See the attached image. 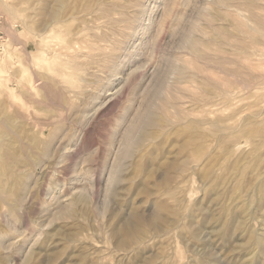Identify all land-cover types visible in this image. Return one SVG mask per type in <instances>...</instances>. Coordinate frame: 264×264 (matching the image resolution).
<instances>
[{
  "label": "rangeland",
  "instance_id": "obj_1",
  "mask_svg": "<svg viewBox=\"0 0 264 264\" xmlns=\"http://www.w3.org/2000/svg\"><path fill=\"white\" fill-rule=\"evenodd\" d=\"M107 1L0 0V264H264V0Z\"/></svg>",
  "mask_w": 264,
  "mask_h": 264
},
{
  "label": "bare ground",
  "instance_id": "obj_2",
  "mask_svg": "<svg viewBox=\"0 0 264 264\" xmlns=\"http://www.w3.org/2000/svg\"><path fill=\"white\" fill-rule=\"evenodd\" d=\"M3 1H4V0H3ZM79 1H80V0H79ZM86 1H87V0H86ZM98 1H100V0H98ZM109 1H110V0H108L107 2H109ZM114 1H116V0H114ZM117 1H118V0H117ZM133 1H134V0H133ZM174 1H175V2H173V3H172V1H171V5L174 4V3L176 4V3L179 2L180 0L177 1V2H176V0H174ZM183 1H184V0H183ZM77 2H78V1H77ZM103 2H104V1H103ZM105 2H106V1H105ZM105 2H104V3H105ZM112 2H113V1H112ZM123 2H125V1H123ZM123 2H122V3H123ZM129 2L132 3V0L129 1ZM129 2H128V3H129ZM141 2H142V1H141ZM192 2H193V1H192ZM4 3H5V2H4ZM60 3H61V1H60ZM85 3H86V2H85ZM97 3H98V2H97ZM118 3H120V6H121L122 3L119 2V1H118ZM125 3H126V2H125ZM134 3H135V2H134ZM137 3H138V2H137ZM137 3H136V4H137ZM142 3H143V2H142ZM179 3H180V2H179ZM198 3H199V2H198ZM5 4H6V3H5ZM83 4H84V3H83ZM93 4H94V3H93ZM112 4H115V3H112ZM112 4H111V5H112ZM116 4H117V3H116ZM136 4H135V5H136ZM138 4H139V3H138ZM143 4H144V3H143ZM175 4H174V5H175ZM188 4H189V3H188ZM188 4H187V5H188ZM190 4H191V3H190ZM109 5H110V3H109ZM109 5H107V7H108ZM118 5H119V4H118ZM123 5H125V4H123ZM131 5H133V4H131ZM131 5H129V6H131ZM166 5H167V3H166ZM171 5H170L169 9L171 8ZM194 5H195V4H194ZM60 6L62 7V5L59 4V7L56 8V9L51 13L53 17H55V18H56V17H57V18L59 17V15H60V13H61ZM90 6H91V5H90ZM102 6H103V4H102ZM105 6H106V5H105ZM105 6H104V7H105ZM145 6H146V5H145ZM168 6H169V5H167V7H168ZM182 6H183V5H182ZM182 6H179V7H182ZM189 6H191V5H189ZM234 6H235V5H234ZM100 7H101V6H100ZM104 7H103V8H104ZM121 7H122V6H121ZM124 7L128 8L126 5L123 6V8H124ZM156 7H157V5H156ZM158 7H159V6H158ZM196 7H197V6H196ZM236 7H238V6H236ZM247 7H248V6H247ZM68 8H69V7H68ZM103 8H102V10H103ZM131 8H132V7H131ZM141 8H143V5H142V7L140 6V8H138L139 11L141 10ZM147 8H148V7H147ZM173 8H174V7H173ZM240 8H241V7H240ZM7 9H8V7H7ZM80 9H81V8H80ZM80 9H79V10H80ZM94 9H95V8H94ZM104 9H105V8H104ZM112 9H114V7H113ZM120 9H121V8H119V9H117V10H120ZM129 9H130V7H129ZM134 9H136V10L133 11ZM148 9H149V8H148ZM152 9H153V8H151V10H152ZM164 9H165V8H164ZM169 9H168V12H167V13H169ZM99 10H101V9L99 8ZM108 10H109V9H108ZM108 10H107V12H108ZM127 10H128V9H126V11H127ZM133 10H128V11H131V12L133 11V12L136 13V15H137V7H136V6H135V7L133 6ZM143 10H144V9H143ZM143 10H141V11L143 12ZM145 10H146V9H145ZM153 10H154V9H153ZM185 10H186V7H185ZM111 11H112V10H111ZM113 11H114V10H113ZM115 11H116V10H115ZM126 11H125V12H126ZM139 11H138V13L141 12V11H140V12H139ZM164 11H165V10H164ZM171 11H173V10H171ZM218 11H219V10H218ZM109 12H110V11H109ZM118 12H119V11H118ZM131 12H130V13H131ZM142 12H141V13H142ZM151 12H152V11H151ZM156 12H157V10H156ZM175 12H176V11H175ZM103 13H104V12H103ZM110 13H112V12H110ZM110 13H109L108 15H110ZM119 13H120V12H119ZM121 13H122V11H121ZM144 13H146V11H145ZM163 13H166V12H163ZM170 13H171V12H170ZM170 13H169V14H170ZM172 13H174V11H173ZM183 13H184V12H183ZM222 13H223V12H222ZM238 13H239V12H238ZM247 13H248V12H247ZM13 14H14V13H13ZM104 14H105V13H104ZM125 14H126V13H125ZM152 14H153V13H152ZM174 14H175V13H174ZM179 14H180V13H179ZM181 14H182V13H181ZM184 14H185V13H184ZM241 14H242V13H241ZM241 14H240V15H241ZM258 14H259V13H258ZM14 15H15V14H14ZM105 15H107V14H105ZM120 15H122V14H120ZM136 15H135L134 17H136ZM143 15H144V14H143ZM155 15H157V13H156ZM187 15H188V14H187ZM246 15H248V14H246ZM260 15H261V14H260ZM101 16H103V15H101ZM122 16H123V15H122ZM139 16H140V15L138 14V18H137L138 20H137V21H139V20L141 21V20H142V19H139V18L141 17V16H140V17H139ZM151 16H152V15H151ZM151 16H150V18H151ZM165 16H167V15H165ZM172 16H173V14L171 15V17H172ZM175 16H176V15H175ZM261 16H262V15H261ZM112 17H113V16H112ZM116 17H117V16H116ZM125 17H126V18H131L132 20H131V19H124V20H123V23H124V22L126 23L125 20H131V21L133 22V18H132L131 16L129 17L128 15H126ZM144 17H146V16H144ZM183 17H184V16H183ZM215 17H216V16H215ZM219 17H220V16H219ZM241 17H242V15H241ZM92 18H93V17H92ZM108 18H110V17H108ZM108 18H107L106 20H108ZM146 18H148V17H146ZM152 18H153V17H152ZM160 18H161V17H160ZM162 18H163V17H162ZM177 18H179V17H177ZM180 18H182V17L180 16ZM216 18H217V17H216ZM225 18H227V17H225ZM246 18H248V17H246ZM263 18H264V17H263ZM113 19H114V18H113ZM113 19H112V20H113ZM134 19H135V18H134ZM218 19H219V18H218ZM218 19H217V20H218ZM248 19H249V18H248ZM56 20H57V19H56ZM90 20H91V19H90ZM101 20H102V19H101ZM103 20H104V19H103ZM147 20H148V19H147ZM161 20H163V19H161ZM187 20H188V19H187ZM245 20H246V19H245ZM110 21H111V20H110ZM110 21H109V22H110ZM131 21H130V23H131ZM151 21H152V19H151ZM171 21H172V19H171ZM178 21H179V20H178ZM252 21H253V20H252ZM262 21H263V20H262ZM262 21H261V22H262ZM117 22H121V21H118V17H117L116 23H117ZM169 22H170V21H169ZM250 22H251V21H249V23H250ZM96 23H97V22H96ZM102 23H103V22H102ZM102 23H101V25H102ZM111 23H112V22H111ZM111 23H109V24H111ZM123 23H122V24H123ZM125 23H124V26H125ZM130 23H128V21H127L126 24L129 25ZM137 23H138V22H137ZM145 23H146V22H145ZM162 23H164V20H163V22H161V24H162ZM215 23H216V21H215ZM57 24H58V23H57ZM98 24H99V23H98ZM113 24H115V23H113ZM118 24H121V23H118ZM133 24H134V22H133ZM133 24L131 23V25H132L133 27H132V26H129V27H131L132 29H134V27H137L136 20H135V26H134ZM158 24H159V22H158ZM165 24H167V23H165ZM173 24H174V23H173ZM180 24H181V23H180ZM189 24H190V23H189ZM189 24H188V25H189ZM262 24H263V23H262ZM104 25H105V24H104ZM139 25H140V24H139ZM205 25H206V23H205ZM207 25H208V24H207ZM219 25H220V24H219ZM251 25H252V24H251ZM253 25H254V24H253ZM258 25H259V23H258ZM56 26H57V25H56ZM92 26H93V25H92ZM107 26H108V25H107ZM150 26H153V23H152V25L150 24ZM208 26H209V25H208ZM221 26H222V25H221ZM260 26H261V25H260ZM102 27H103V26H102ZM111 27H112V26H111ZM125 27H126V26H125ZM129 27H126L125 30L127 31V28H129ZM163 27H164V26H163ZM171 27H172V26H171ZM175 27H176V26H175ZM181 27H182V26H181ZM211 27H212V26H211ZM211 27H210V28H211ZM215 27H216V26H215ZM217 27H218V26H217ZM261 27H263V26H261ZM81 28H82V27H81ZM99 28H101V27H99ZM118 28H120V27H118ZM140 28H141V27H140ZM140 28H138V29H140ZM142 28H143V27H142ZM186 28H187V27H186ZM249 28H250V27H249ZM252 28H254V26H252ZM82 29H83V28H82ZM90 29H91V28H90ZM109 29H110V28H109ZM122 29H124V28H122ZM129 29H130V28H129ZM171 29H172V28H171ZM202 29H203V28H202ZM218 29H219V28H218ZM255 29H257V28H255ZM262 29L264 30V28H261V30H262ZM79 30H80V29H79ZM135 30H136V29H134V31H135ZM143 30H145V29H143ZM166 30H168V28H166ZM166 30H165V31H166ZM174 30H175V28H174ZM219 30H220V29H219ZM250 30H251V29H250ZM258 30H260V29H258ZM261 30H260V31H261ZM89 31H90V30H89ZM113 31H114V30H113ZM132 31H133V30H132ZM134 31H133V33H137V32H134ZM136 31H137V30H136ZM171 31H173V30H170V32H171ZM177 31H178V30H177ZM194 31H195V30H194ZM206 31H207V30H206ZM123 32H124V31H123ZM163 32H164V31H163ZM166 32H167V31H166ZM195 32H196V31H195ZM220 32H221V31H220ZM253 32H254V31H253ZM255 32H256V31H255ZM79 33H80V32H79ZM90 33H91V32H90ZM119 33H120V32H119ZM133 33H131V34H133ZM155 33H156V32H155ZM164 33H165V32H164ZM171 33H172V32H171ZM192 33H193V32H192ZM192 33H191V34H192ZM115 34H116V33H115ZM124 34H125V32H124ZM172 34H173V33H172ZM176 34H177V33H176ZM262 34H264L263 31H262ZM121 35H122V34H121ZM125 35H126V34H125ZM136 35H137V34H136ZM159 35L161 36V34H159ZM222 35H223V34H222ZM258 35H259V34H258ZM110 36H111V35H110ZM115 36H116V35H115ZM123 36H124V35H123ZM172 36H173V35H172ZM190 36H191V35H190ZM214 36H215V35H214ZM118 37H119V36H118ZM210 37H213V36H210ZM123 38H124V37H123ZM189 38H192V37H189ZM221 38H223V36H222ZM125 40H126V39H125ZM114 41H115V39H114ZM212 41H213V40H212ZM254 41H255V40H254ZM208 42H209V41H208ZM215 43H216V42H215ZM229 43H230V42H229ZM120 44H121V43H120ZM194 44H195V43H193L192 48L194 47ZM200 45H201V44H200ZM187 46H188V45H187ZM196 47H197V45H196ZM201 48H202V47H201ZM201 48H200V49H201ZM223 48H224V47H223ZM225 48H226V47H225ZM115 49H116V48H115ZM127 49H128V48H127ZM218 49H219V48H218ZM191 50H192V49H191ZM198 50H199V49H198ZM229 50H231V49L229 48ZM118 51H119V50H118ZM135 51H136V50H134V52H135ZM203 51H204V49H203ZM203 51L201 50L200 52H203ZM187 52H188V51H187ZM127 53H128V52H127ZM131 53L133 54V52H131ZM127 55H128V54H127ZM193 56H194V55H193ZM197 56H198V55H197ZM126 57H127V56H126ZM128 57H129V55H128ZM128 57H127V58H128ZM131 57H133V56L131 55ZM127 58H126V60H127ZM124 59H125V57H124ZM129 59H130V58H129ZM121 61H122V60H121ZM123 61H124V60H123ZM128 61H129V60H128ZM205 61H206V60H205ZM225 61H227V60H225ZM124 62H125V61H124ZM124 62H123V63H124ZM213 62H214V61H213ZM121 63H122V62H121ZM123 63H122V65H123ZM126 63H128V62H126ZM122 65H121V66H122ZM125 65H126V64H125ZM121 66H120V67H121ZM155 66H156V65H155ZM117 67H118V69H119V66H117ZM117 67H116V68H117ZM120 70H121V69H120ZM115 71H117V69H115ZM118 72H119V71H117V73H118ZM117 73L114 72V74H117ZM154 73H155V72H154ZM114 74H113V75H114ZM158 75H159V73H158ZM185 75H186V74H185ZM117 78H118V77H117ZM151 78H152V77H151ZM108 79H109V78H108ZM153 79H154V81H155V78H153ZM118 80H119V79H118ZM154 84H155V83H154ZM156 85H157V84H156ZM104 89H105V88H104ZM9 91H10V88H9ZM10 93H11V95L13 96L14 92H13V89H12V88H11ZM208 94H209V93H208ZM212 94H213V93H212ZM203 95H205V94L203 93ZM210 95H211V94H210ZM221 96H222V95H221ZM16 98H17V97H16ZM207 102H208V101H207ZM209 103H210V102H209ZM204 104H205V103H204ZM152 118H153V117H152ZM152 118L148 117V119L146 120V123H147V124H155L156 121H155V120H152ZM85 119H87V117H86ZM154 122H155V123H154ZM156 124H157V123H156ZM151 126H152V125H151ZM130 141H131V139H130ZM121 149H122V148H121ZM121 149H120V150H121ZM46 156H47V155H46ZM113 167H114V166H113ZM118 169H119V168H118ZM115 170H116V169H115ZM114 173H115V172H114ZM114 173H113V174H114ZM114 179H116V178H114ZM13 193H14V192H13ZM14 194H15V193H14ZM8 195H9V194H8ZM14 197H16V196H14ZM81 197H82V196H81ZM21 198H22V197H21ZM6 199H9V197L6 198ZM10 199H11V197H10ZM22 200H23V199H22ZM24 200H26V199H24ZM7 201H8V200H7ZM14 201H16V200H14ZM9 202H10V201H9ZM19 202H20V201H19ZM22 202H23V201H22ZM16 203H18V202H16ZM23 203H24V202H23ZM8 205H9V204H8ZM14 207H15L14 205H11V209H13ZM18 207H19V206H18ZM18 207H17V208H18ZM9 208H10V206H9ZM9 208H8V209H9ZM11 209H10V211H11ZM14 210H15V209H14ZM5 215H6V214H5ZM5 215H3V216H5ZM137 216H138V215H137ZM5 217H6V216H5ZM155 218H156V217H155ZM140 219H141V218H139V217L137 218L138 221H140ZM153 222H154V220H153ZM133 224H134V223H133ZM136 224H137V223H136ZM142 224H143V223H142ZM126 225H127V224H126ZM130 225H131V223H130ZM131 227H132V226H131ZM134 227H135V226H134ZM10 228H11V227H10ZM138 228H139V225H138L137 227H135V229H138ZM129 231H130V230H129ZM132 231H133V228H132ZM134 231H135V230H134ZM140 231H141V230H140ZM140 231H138V232H140ZM138 232H136V233H138ZM140 233H141V232H140ZM142 234H143V233H142ZM262 235H263V234H262ZM255 239H256V241L259 242V243H261L262 240H264L262 237H261V238H260V237H257V238L255 237ZM202 240H203V239H202ZM262 243H263V242H262ZM263 245H264V244H263ZM4 246H5V245H4ZM2 247H3V246H2Z\"/></svg>",
  "mask_w": 264,
  "mask_h": 264
},
{
  "label": "built area",
  "instance_id": "obj_3",
  "mask_svg": "<svg viewBox=\"0 0 264 264\" xmlns=\"http://www.w3.org/2000/svg\"><path fill=\"white\" fill-rule=\"evenodd\" d=\"M6 19L0 14V56H2L8 47V35L5 31Z\"/></svg>",
  "mask_w": 264,
  "mask_h": 264
}]
</instances>
